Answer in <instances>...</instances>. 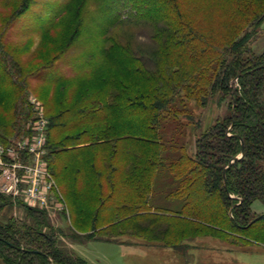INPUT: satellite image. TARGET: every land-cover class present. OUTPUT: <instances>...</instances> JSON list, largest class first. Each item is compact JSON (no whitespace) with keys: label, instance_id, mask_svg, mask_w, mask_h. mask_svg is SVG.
Segmentation results:
<instances>
[{"label":"rangeland","instance_id":"rangeland-1","mask_svg":"<svg viewBox=\"0 0 264 264\" xmlns=\"http://www.w3.org/2000/svg\"><path fill=\"white\" fill-rule=\"evenodd\" d=\"M24 2L0 0V143L30 136L41 114L35 99L48 122L50 170L63 184L70 175L69 195L55 179L72 209L68 221L73 204L97 210L112 192L108 167L115 152L118 161L131 156V179L117 178L121 196L147 188L148 205L133 212L193 218L183 230L142 224L141 238L121 228L89 241L91 216L86 228L65 229L64 236L56 227L65 226V219H50L45 211L48 226L30 216H39L36 208L22 222L57 239L65 256L71 255L61 242L85 241L76 244L75 254L89 264H264V219L251 225L264 215L262 201L246 213L238 210L244 216L239 227V203L207 198L198 187L188 204L194 212L182 213L186 201L178 198L201 160L214 166L212 175L221 174L218 159L224 155L200 146L232 129L236 64H264V0H28L22 7ZM149 158L154 163L146 173L131 174L134 164ZM86 165L96 167H88L85 185L77 168ZM15 214L6 207L0 224L20 220ZM125 215L121 210L116 218Z\"/></svg>","mask_w":264,"mask_h":264},{"label":"trees","instance_id":"trees-1","mask_svg":"<svg viewBox=\"0 0 264 264\" xmlns=\"http://www.w3.org/2000/svg\"><path fill=\"white\" fill-rule=\"evenodd\" d=\"M27 1L28 0H26V2ZM26 2H24L22 7L27 5ZM55 20L56 19L51 21V28L54 26ZM236 65L238 68H236L235 76L238 77V86L234 89V112L231 117L232 129L229 130V134L226 133V129L220 131L221 136H218L219 138L216 142L200 146L201 149L202 147H207L210 150L224 155L223 158L218 159V163L222 165L220 168L221 174L219 173L218 176L212 175L209 169L214 166L201 160V162L197 163L198 168H200L199 171H191V179L183 183L184 185L178 192V198L186 201V205L181 208L182 213H185L184 210H186V212L189 211V213L194 212V206L191 207L188 204L195 202V189L198 187L207 198L215 195L223 202L239 203L236 205L234 221L241 227L239 222L244 216L238 212V210L245 211L246 213L245 209H248L256 201H262L264 203V69L248 73L261 65L240 64V62ZM16 71L20 72L19 69H16ZM20 73L22 74V72ZM240 74L243 75L240 76ZM7 75H9V73H7ZM4 83L5 82H1L0 85ZM15 84L18 85L19 83H13L12 85ZM63 128L68 129V125H64L62 129ZM21 137L20 134H17L11 138L9 137L0 144H7ZM50 142L49 133L47 139L48 152L50 149ZM76 145H84V143H76ZM78 151H80V149H78ZM76 152L77 151H75V153ZM242 152H244L243 158L231 164V161L242 154ZM116 158H119L117 152L114 153L112 160L113 164L108 167V171L113 174L112 182L114 188L112 189L113 186L111 188L109 186V190L112 192H109V196L106 193L104 194L107 198L105 201L99 202L100 205L97 210L91 209L89 204L77 203L76 206L73 204V211L75 212L72 218L69 219L72 229L77 230V226L86 228L88 226V219L91 216L92 223L94 224L90 227V236L86 238L88 240L101 239L96 237V233L117 235L116 231L121 228L124 230L125 235L131 234L133 231V234L141 238L145 235V232L142 230V224L152 226L153 228L164 224L165 226H172L170 228L174 230H183L184 226L182 225L188 223L190 218L193 217L180 214V212L175 214L164 211L158 214L149 211L140 213L133 212L148 205L149 201L146 199L147 192H145L147 188H137L141 192H137L134 197L127 194L121 196L122 192L121 188L117 186V178L119 175H123L127 179L125 181L131 179L129 178L131 175L128 176L126 174V170L132 165L131 156L123 155L120 161ZM47 159L49 167L52 170L53 166L50 154H48ZM152 161L153 160L149 158L145 160V164L142 163L143 165L134 164L131 174L146 173L150 168L149 166L153 165L154 162ZM56 166L60 168L62 163H58ZM88 167L89 165H86L85 169L81 167L77 168L78 172L76 171L81 175V180H78V182L82 181L85 185L87 182L86 174L92 173ZM95 167L96 165H90L89 168L94 169ZM98 172L101 173L100 171ZM53 174L55 179H57L58 176L54 172ZM139 178L141 179V175ZM58 179L57 183L59 188L63 191L64 195H69L70 189L72 188L69 182L70 175L64 177L68 183L63 184L62 181H58ZM62 179L63 178H61V180ZM225 180L227 187L224 185ZM83 186L84 185L79 184L77 187L80 189L81 187L83 188ZM76 193H79L78 189ZM230 195H234V198L230 197ZM191 199L192 201L190 202ZM14 204L16 203L11 198L0 194V213L6 207H13ZM19 205L22 204L19 203ZM24 207L26 210H32V208ZM68 210L69 212L72 210L70 209V204L68 205ZM121 210L127 215L117 220L116 217L118 216L119 218ZM35 212L38 213L39 216L34 217L32 214L30 216L33 217L39 225L44 223V225L48 226V224H46L48 220L45 215L46 213L39 210ZM104 212L106 213L103 216L102 213ZM262 219H264V217ZM109 240L116 241L113 238ZM56 243L57 239H54L44 231L28 226L17 218H10L9 223L5 226L0 224V259L3 264H75L73 257L65 256V254L59 250ZM46 247L48 250L45 249ZM77 261L80 264H87V262L81 258H77Z\"/></svg>","mask_w":264,"mask_h":264},{"label":"built area","instance_id":"built-area-1","mask_svg":"<svg viewBox=\"0 0 264 264\" xmlns=\"http://www.w3.org/2000/svg\"><path fill=\"white\" fill-rule=\"evenodd\" d=\"M31 102L41 114L30 136L0 144V194L29 208L68 216L47 159L48 122L40 104L35 99Z\"/></svg>","mask_w":264,"mask_h":264},{"label":"crops","instance_id":"crops-1","mask_svg":"<svg viewBox=\"0 0 264 264\" xmlns=\"http://www.w3.org/2000/svg\"><path fill=\"white\" fill-rule=\"evenodd\" d=\"M14 210H15V215H18V217L20 216V220H23L27 217V210L26 208L23 206V205H19V203H16L13 205L12 207ZM24 216L23 218L21 216ZM49 217L50 219H53V218H62V219H65V226H60V227H56L57 230H59V234H62L63 236L67 234L66 230L65 229H68L69 231H73L72 227H71V224H70V220L68 221L67 219V216L66 215H60V214H50ZM19 219V218H18ZM88 233V232H87ZM65 240V239H64ZM67 240L71 241L69 243H67ZM94 240V239H92ZM86 241H89L88 239H86ZM85 242V241H84ZM84 242H81V241H78L77 239H70L69 237L66 239V243L67 244H63V242H61V245L62 247L65 249L64 251L68 254H70L71 256H74L77 257V258H81L83 259L84 261L88 263V261L78 255L75 254V247H76V244H80V243H84ZM123 245H134V246H145V245H142V244H126L124 243Z\"/></svg>","mask_w":264,"mask_h":264},{"label":"water","instance_id":"water-1","mask_svg":"<svg viewBox=\"0 0 264 264\" xmlns=\"http://www.w3.org/2000/svg\"><path fill=\"white\" fill-rule=\"evenodd\" d=\"M261 69H264V64L261 65V66H259L258 68H255L254 70L249 71L248 73L256 72V71H259V70H261ZM242 75H243V74H240V76H242ZM243 156H244V152H242L241 156H238V157L234 158V159L231 161V164H233V163L236 162L237 160L243 158ZM225 172H226V171H225ZM225 172H224V174H225ZM224 185H225V187H227L226 180H225ZM230 197H232V196L230 195ZM263 217H264V215L260 216V217L257 218L256 220H254V221L251 223V225H252L253 223H255L256 221H258L259 219L263 218ZM22 250H23V249H22Z\"/></svg>","mask_w":264,"mask_h":264}]
</instances>
